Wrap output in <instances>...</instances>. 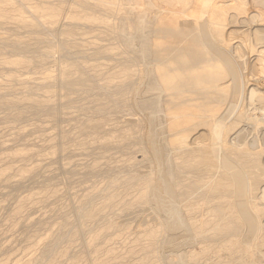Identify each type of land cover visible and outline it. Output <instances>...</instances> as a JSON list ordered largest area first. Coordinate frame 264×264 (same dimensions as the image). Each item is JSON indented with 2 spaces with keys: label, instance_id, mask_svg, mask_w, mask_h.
Here are the masks:
<instances>
[{
  "label": "rangeland",
  "instance_id": "1",
  "mask_svg": "<svg viewBox=\"0 0 264 264\" xmlns=\"http://www.w3.org/2000/svg\"><path fill=\"white\" fill-rule=\"evenodd\" d=\"M169 4L0 0V264H245L246 250L251 264H264L249 243H264V189L228 188L232 194L214 205L230 224L225 217L239 202L246 226L217 251L215 240L181 231L185 217L168 216L176 208L200 219L207 212L198 208L209 207L190 197L176 204L163 193L168 155L144 140L139 120L164 115L169 104L158 93L169 79L170 39L153 20V9L166 16ZM253 45L257 53L264 47ZM145 46L158 54L147 57ZM198 95L209 98L203 89ZM221 103L236 106L217 97L211 106ZM252 114L245 120L253 122L251 138L238 143L249 153L264 148V125ZM231 148L208 154L226 160L219 175L240 163L230 165ZM234 239L247 243L236 255Z\"/></svg>",
  "mask_w": 264,
  "mask_h": 264
},
{
  "label": "bare ground",
  "instance_id": "2",
  "mask_svg": "<svg viewBox=\"0 0 264 264\" xmlns=\"http://www.w3.org/2000/svg\"><path fill=\"white\" fill-rule=\"evenodd\" d=\"M169 1L168 15L153 9V20L163 25L165 35L170 39L169 79L166 89L158 93L169 104L164 115L147 114L139 116V120L146 127L144 140L163 146L168 155L170 179L163 193L176 204L181 203V198L190 197L207 201L209 205L205 209L198 208V211L207 212L200 219L189 212L176 213V208L170 209L174 213L170 212L168 216L185 217L181 231L215 240L214 250L217 251L246 226L238 210L239 202L234 205L235 212H230L232 219L225 217L230 224L222 223V212L214 205L232 194L226 193L228 188L235 187L244 194L251 188L264 189V155L263 158L257 157L264 148L256 146L253 148L255 152L249 153L248 149H240L238 144L242 139L251 138L254 131L253 122L245 121L249 113L264 125V47L257 53L253 45L256 40L264 43V0ZM145 52L150 58L158 54L150 46H145ZM201 89L208 95L207 100L199 97ZM154 96L149 94V98ZM216 97L225 103L233 101L236 106L223 103L211 106ZM230 143V152L236 156L230 165L240 163L219 175L220 171L215 170L224 169L226 160H212L208 154H214L218 149L228 152ZM214 146L218 149H213ZM249 166L259 167L262 174L258 176L249 172ZM187 173L193 174L194 178L182 181ZM257 197L253 196L254 199ZM262 200L260 209L264 215V198ZM192 209L194 211L196 207ZM208 234L211 237L205 238ZM229 243L235 255L240 247L247 245L238 239ZM249 243L251 248L257 246L259 257L264 258V243L251 240ZM250 254L252 258H249ZM241 259L245 264L255 261L250 250H246Z\"/></svg>",
  "mask_w": 264,
  "mask_h": 264
}]
</instances>
